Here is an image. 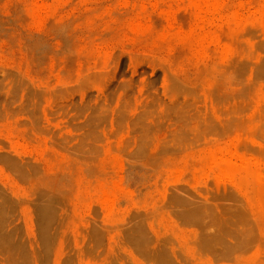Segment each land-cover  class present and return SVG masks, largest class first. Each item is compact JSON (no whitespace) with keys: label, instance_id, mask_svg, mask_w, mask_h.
<instances>
[{"label":"rangeland","instance_id":"rangeland-1","mask_svg":"<svg viewBox=\"0 0 264 264\" xmlns=\"http://www.w3.org/2000/svg\"><path fill=\"white\" fill-rule=\"evenodd\" d=\"M0 264H264V0H0Z\"/></svg>","mask_w":264,"mask_h":264}]
</instances>
